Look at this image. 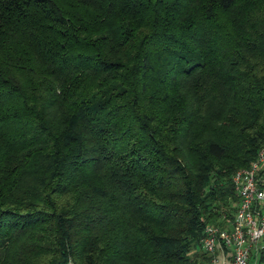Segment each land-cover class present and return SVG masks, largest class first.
Returning a JSON list of instances; mask_svg holds the SVG:
<instances>
[{
	"label": "trees",
	"instance_id": "trees-1",
	"mask_svg": "<svg viewBox=\"0 0 264 264\" xmlns=\"http://www.w3.org/2000/svg\"><path fill=\"white\" fill-rule=\"evenodd\" d=\"M263 144L264 0H0V264H205Z\"/></svg>",
	"mask_w": 264,
	"mask_h": 264
},
{
	"label": "built area",
	"instance_id": "built-area-1",
	"mask_svg": "<svg viewBox=\"0 0 264 264\" xmlns=\"http://www.w3.org/2000/svg\"><path fill=\"white\" fill-rule=\"evenodd\" d=\"M238 199L225 223L208 222L201 237L205 264H259L264 247V144L232 174Z\"/></svg>",
	"mask_w": 264,
	"mask_h": 264
}]
</instances>
